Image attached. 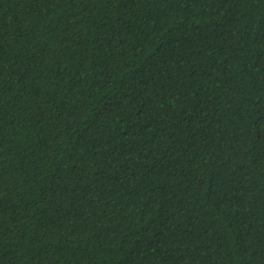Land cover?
<instances>
[{"label":"trees","instance_id":"16d2710c","mask_svg":"<svg viewBox=\"0 0 264 264\" xmlns=\"http://www.w3.org/2000/svg\"><path fill=\"white\" fill-rule=\"evenodd\" d=\"M0 264H264V0H0Z\"/></svg>","mask_w":264,"mask_h":264}]
</instances>
